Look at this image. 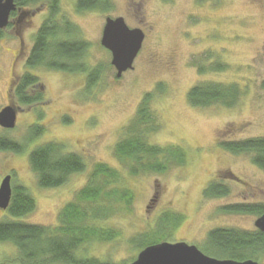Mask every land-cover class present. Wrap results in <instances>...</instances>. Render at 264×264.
Returning <instances> with one entry per match:
<instances>
[{
  "label": "rangeland",
  "instance_id": "374dc122",
  "mask_svg": "<svg viewBox=\"0 0 264 264\" xmlns=\"http://www.w3.org/2000/svg\"><path fill=\"white\" fill-rule=\"evenodd\" d=\"M51 1L39 0L28 6L34 14L26 15L30 24L22 26L25 48H30L33 34L49 17ZM104 1L103 9L78 12L76 0H56L59 10L53 16L57 26L67 21L73 27L63 38L88 43L79 61L86 63L87 71L100 65L94 83L87 86L86 72L37 68L33 72L42 84V100L27 105L9 97L19 105V113L14 128L0 127V136L21 148L18 152L0 151V181L10 174L11 187L24 185L34 198L35 207L23 220L55 226L61 208L76 201L91 169L101 162L118 171L116 185L128 188L133 200L128 210L99 220L100 226L115 230L116 235L88 243L83 255L129 264L140 251L132 239L161 227L165 214L181 219L174 227L169 224L167 232L163 228L156 231L162 235L159 239L193 244L202 252L210 229L256 230L258 213L232 211L230 206L264 208V169L248 154L222 149L218 141L264 137V0ZM106 17H122L129 28L145 33L132 68L120 77L110 63V52L100 44ZM17 41L12 31L0 37V108L7 93L11 96L10 64ZM215 63L223 64L224 69L211 70ZM12 70L16 75L25 72L23 60L18 59ZM206 82L236 84L242 92L231 106L190 104L188 91ZM147 93L152 95L149 107L159 125L147 135L148 142L181 147L186 159L165 171L133 175L116 155L115 146L136 118ZM34 124L44 130L32 137L28 126ZM50 141L62 144L64 152L79 155L85 167L62 185L43 188L28 157L35 146ZM212 182L225 186L228 192L204 196ZM6 217V211L0 210V219ZM137 240L136 244H141ZM255 260L264 264V254ZM0 264H21L13 244L0 242Z\"/></svg>",
  "mask_w": 264,
  "mask_h": 264
},
{
  "label": "trees",
  "instance_id": "16d2710c",
  "mask_svg": "<svg viewBox=\"0 0 264 264\" xmlns=\"http://www.w3.org/2000/svg\"><path fill=\"white\" fill-rule=\"evenodd\" d=\"M36 1L39 0H14L16 6L23 9H28V6ZM56 3V0L50 2V15L38 31L27 64H44L72 73L86 72L89 86L94 83L92 79L97 77L100 65L87 71L86 63L79 61L89 45L82 40L63 38L62 34L67 35L73 27L67 21L58 26L54 23L53 16L58 11ZM104 4V0H77V10L103 9ZM45 38L51 42L46 43ZM46 58H51V61L44 62ZM224 67L221 63H215L210 69L223 70ZM203 70L204 68L200 67V71ZM31 87L37 89L33 95L27 91ZM41 87L37 77L25 73L16 85L14 93L19 103L30 105L42 100ZM241 92V88L236 84L206 82L193 86L187 93V99L190 104L200 107L213 103L231 106L236 104ZM151 97L150 93L143 96L137 108L136 118L127 125L123 138L115 146L116 155L133 175L165 171L172 163L182 164L186 159V153L181 147H160L148 142L147 135L159 127L150 111ZM64 120L66 121L65 118ZM43 130L42 126L37 124L29 127L32 137L40 135ZM218 146L233 154H248L255 165L264 169V137L220 140ZM20 148L19 143L0 136V151L18 152ZM28 162L36 175L38 185L43 188L60 186L72 174L82 171L85 167L79 155L64 152L63 145L54 141L35 146L29 153ZM118 181V171L105 163H97L91 169L85 185L77 192L76 201L66 203L61 208L58 223L53 227L23 220V217L34 209V198L26 186L13 185L10 201L5 209L8 217L0 219V242H9L15 246L21 264H113L90 258L81 252L84 251L83 247L92 241L111 240L115 237L116 231L100 226L99 220L105 219L113 212L128 210L131 205L132 193L126 187L117 186ZM227 192L225 186L212 182L207 185L203 194L207 197H217ZM230 207L232 211L237 212H264L261 206ZM180 219V216L165 214L161 219V227L134 237L132 244L141 250L145 246L162 242L159 239L162 235L158 233L161 228L167 232L169 224L174 227ZM136 238H139L137 241H141V244H136ZM202 247L205 254L217 259H257L264 254V233L258 230L216 227L207 232Z\"/></svg>",
  "mask_w": 264,
  "mask_h": 264
},
{
  "label": "water",
  "instance_id": "95a60500",
  "mask_svg": "<svg viewBox=\"0 0 264 264\" xmlns=\"http://www.w3.org/2000/svg\"><path fill=\"white\" fill-rule=\"evenodd\" d=\"M15 8L13 0H0V28L8 23L10 12ZM143 32L139 28H129L122 17L105 19L101 45L111 53V65L116 70V76L132 68L133 61L141 47ZM16 111L12 105L0 110V126L11 129L15 126ZM11 175H5L0 181V210H5L11 197ZM255 227L264 232V213L254 222ZM129 264H259L246 259H217L204 254L193 244L183 241H162L142 248Z\"/></svg>",
  "mask_w": 264,
  "mask_h": 264
},
{
  "label": "flooded vegetation",
  "instance_id": "af4514ba",
  "mask_svg": "<svg viewBox=\"0 0 264 264\" xmlns=\"http://www.w3.org/2000/svg\"><path fill=\"white\" fill-rule=\"evenodd\" d=\"M14 2V0H13ZM76 5H75V9L76 11L77 10V0H76ZM15 4V2H14ZM59 10V8H58ZM49 11H50V8H49ZM82 11H85V10H82ZM82 11H78V12H82ZM58 12V11H57ZM28 14H34V12H30L29 9H23L21 7H17L16 4H15V8L10 12L9 14V17H8V23L7 25L4 27V28H0V37L5 34L6 31H12L14 32L15 36L18 38V41H17V48L14 49L13 51V54H12V59H11V72H10V90H11V96L9 95V93H7L8 97H7V101L5 102V104H3L0 108V110L7 106V105H12L13 108L15 109L16 111V119H17V115L19 113V105L20 103H16L15 101L11 100L9 97H16L15 93H14V89L16 87V85L20 82L21 80V77L25 74V73H28L29 75H33L35 77H37V75L34 74L33 72V69H37V68H44V69H48V70H53V71H58V72H66L64 70H60V69H56L55 67H48L44 64H37L35 66H29L27 64V61L29 59V56L31 54V51H32V48L34 46V43L36 42L37 40V37H38V31L40 29V27L36 30L35 34H33V42H32V45L30 46V48H25V45H24V42H23V39H22V26L26 23V25H29L30 24V20L28 21V18L25 19L26 15L28 16ZM56 14V12H55ZM54 14V15H55ZM48 15V14H47ZM47 17V16H46ZM107 18V17H106ZM105 18V19H106ZM111 18V17H110ZM25 19V20H24ZM24 23V24H23ZM43 23V22H42ZM105 24V22H104ZM42 25V24H41ZM104 26V25H103ZM136 28V27H135ZM102 31H103V28H102ZM144 33V32H143ZM101 37H102V32H101ZM144 37H145V33H144ZM45 42L48 43V42H51L50 40H48L47 38H45ZM100 44H101V39H100ZM105 48V47H104ZM106 49V48H105ZM107 50V49H106ZM109 51V50H108ZM110 52V51H109ZM111 55V53H110ZM112 58V57H111ZM18 59H22L23 60V67H24V70L25 72L19 74V75H16L14 74V71L12 70L13 68V65L15 64V62L18 60ZM51 61V58H46L44 62H50ZM69 73H72V72H69ZM38 78V77H37ZM41 84V83H40ZM42 85V84H41ZM37 89H34L33 87L31 88H28V93H30L31 95H33L32 92H36ZM39 90V89H38ZM41 92H42V87L40 88ZM17 98V97H16ZM42 98H43V92H42ZM18 101V99H17ZM39 102V101H38ZM37 103V102H36ZM33 104V103H32ZM30 104V105H32ZM35 104V103H34ZM36 125V124H34ZM32 126V125H31ZM1 127V126H0ZM30 127V126H28ZM2 128V127H1ZM14 128V127H13ZM5 129V128H3ZM12 129V128H11ZM5 130H9V129H5ZM7 175V174H6ZM10 183H11V179H10ZM11 193H12V187H11ZM5 211V210H3ZM264 213V212H262ZM261 213V214H262ZM259 214L258 217L261 215ZM257 219V218H256ZM255 222V221H254ZM255 226V225H254ZM256 228V227H255ZM256 230H258L256 228ZM260 231V230H258ZM262 232V231H260ZM264 233V232H263ZM251 260H254V261H257L255 259H252V258H249ZM259 264L260 262L257 261Z\"/></svg>",
  "mask_w": 264,
  "mask_h": 264
}]
</instances>
